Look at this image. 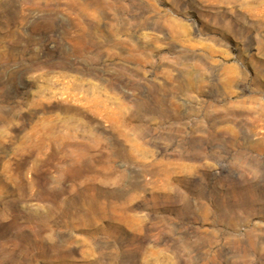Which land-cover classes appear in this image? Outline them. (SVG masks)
<instances>
[{"label":"rangeland","instance_id":"374dc122","mask_svg":"<svg viewBox=\"0 0 264 264\" xmlns=\"http://www.w3.org/2000/svg\"><path fill=\"white\" fill-rule=\"evenodd\" d=\"M0 264H264V0H0Z\"/></svg>","mask_w":264,"mask_h":264}]
</instances>
